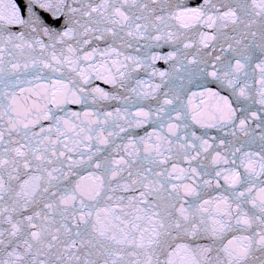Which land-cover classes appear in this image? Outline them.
<instances>
[{"label":"snow or ice","instance_id":"obj_1","mask_svg":"<svg viewBox=\"0 0 264 264\" xmlns=\"http://www.w3.org/2000/svg\"><path fill=\"white\" fill-rule=\"evenodd\" d=\"M166 3L167 0H152L150 6L143 0H24L21 7L16 0H0V253L7 252V258L0 256V264H264V143L260 152L253 153L223 138H219L217 147V138L209 143L195 133L192 139L187 134L180 135L181 126L188 127L190 113L192 121L201 127L221 131L238 127L245 136L251 134L244 115L250 108H239L237 126V108L229 97L237 102L241 98L253 99L251 85L241 76L247 79L251 44L264 57V0H251V4L248 0H203L197 7H183L180 11L166 9ZM194 24L213 29V34L200 32L197 44L189 36V32L198 31ZM257 25L259 33L253 30ZM229 27L237 35L222 31ZM109 37L113 44L108 48L94 47ZM221 37L227 48L221 43L216 54V43ZM249 37L252 39L245 44ZM117 39L121 46L128 47L140 40L145 41V46L151 41H164L176 47L166 56L154 55L153 61H178L181 44L184 50L195 48V54L183 52L186 58L192 57L187 64L194 66L200 78L229 95L205 86L199 95L216 101L210 112L185 110L178 94L164 99L155 109V123L160 125V131L150 133L148 141H144V156L140 155L139 143L130 141L124 147L132 159L121 157L113 161L121 167H109L107 158L103 162L97 158L95 167L99 174L93 175L92 191L85 192L79 183L74 189L62 187L69 172L78 163L84 164L85 156L88 167L92 166L94 140L111 147L113 141L109 138L116 133L109 129L115 125L121 132L126 131L117 119L132 126L133 114L127 111L126 103L129 90L138 99H158L154 94L161 84L140 91L144 81L137 80L136 87L129 83L133 66L147 71L150 65L146 57L126 55L120 60L122 52L115 47ZM209 48L212 51L201 52ZM4 53L12 59L5 60ZM111 53H115V58ZM17 56L24 61L23 72ZM97 56L104 61L99 67ZM256 68L260 79L255 103L264 105V59ZM157 74L161 83L169 76L153 69L152 75ZM50 75L57 77L50 96L45 91L40 97L44 100L42 105L37 101L22 110L17 90L23 93L25 83H33L25 78L31 76L39 81ZM93 76L112 85L115 93L94 88L93 103L97 97L125 102V115L121 116L119 107L115 114L85 112L83 120L78 112L57 115V111H65L67 104L87 105L89 93L85 85ZM36 86L48 87L39 83ZM191 102L190 96L189 105ZM173 105L179 107L171 111L166 107ZM93 115L95 120L90 119ZM134 115L142 118L136 120L139 127L151 120L153 110L140 108ZM165 116L170 135L164 134ZM251 116L257 118V113L251 112ZM41 120L49 121L47 129L40 125ZM38 125L40 130L36 132ZM68 132L73 133L76 148L68 147ZM153 135L158 143H151ZM231 135L235 137L236 131ZM259 139L264 142V129ZM61 143L64 149L59 147ZM81 146L84 151H79ZM129 147L135 148V154L128 151ZM72 152L81 157L79 162L68 155ZM181 156L190 171L178 167ZM208 157L211 166L207 164ZM65 158L68 171L64 170ZM169 163L171 171L167 168ZM221 179L227 187L220 183ZM213 180L219 194L203 199V192L212 187ZM105 198L106 205L100 208ZM74 229L76 237L85 233L90 237L88 251L82 253L83 241L76 248Z\"/></svg>","mask_w":264,"mask_h":264},{"label":"water","instance_id":"obj_2","mask_svg":"<svg viewBox=\"0 0 264 264\" xmlns=\"http://www.w3.org/2000/svg\"><path fill=\"white\" fill-rule=\"evenodd\" d=\"M8 0H5V3H7ZM17 4L21 7L23 6L24 0H16ZM96 3H100L101 0H95ZM143 2L147 3L151 6L152 0H143ZM203 3V0H167V3L165 5L166 9L171 8L173 11H180L183 7H197ZM248 3L251 4V0H248ZM132 11H136L135 8L132 9ZM259 18H257L258 20ZM191 23V21H188ZM173 23H177L176 21H173ZM177 26H179L177 24ZM194 28L198 29V31L195 32H189V36L196 40L197 44H199L200 39V32H207L209 34H213V29L207 28L204 25H193ZM16 31L17 29H13ZM254 31L259 33L261 30L259 28V25L255 26ZM182 32L187 31L185 29H181ZM223 32L228 33V35H237L236 33L232 32L231 28L222 29ZM121 36H124L125 33H121ZM237 38H240L237 36ZM131 39V38H128ZM252 38L249 37L248 40H245L244 43L248 44L249 40ZM224 43L223 37L216 43V54H219L218 50L220 47V44ZM256 43H259V38L257 36ZM113 44V40L111 37H109L107 42H98L97 45L101 48V50L108 48L110 45ZM233 44L235 46V42L233 41ZM115 47L118 51L122 52V55L119 57L120 60L124 59V56H134L139 59L147 58L148 64L150 67L147 71H145L143 68H137L133 66L130 76L129 83L133 86H137V80L144 81V87L143 89H140V91H148L149 85H155V84H161L160 89L154 94L158 97V99H151V98H137L134 93L129 90L127 93L129 99L126 101L127 103V111L132 113V126L129 127L128 123L125 122L124 119H117V123L122 125L126 131L121 132L118 127L113 125L112 128L109 129V131H114L116 133L115 136L109 138L113 141L111 147L104 144H99L97 141H93V147L91 151L95 153V156L93 157L91 161V167H88V158L85 156L84 164H77V166L72 169L71 172H69L68 179L64 182L62 187H70L75 188L77 183L80 184L81 188L85 192H90L93 190V175H98L99 171L96 169L95 164L97 162V158H99L100 162H103L105 158L108 160L109 167H121V165H114V160H119L121 157H124L125 159H132V157H129L125 151V145H129L130 141H136L140 145V155L144 156V141H148L149 134L160 131V125L158 123H155L157 120V116L155 115V109H157L166 98H173L175 94H178L183 103V108L185 110H189L190 108L194 109H200L204 110L207 109L208 112L212 110V107L215 105L216 101L210 97L204 96L202 97L199 95V93L203 92L205 90V86L211 88L213 91H220L221 95H229L227 91H224L220 89L216 84L214 83H208L204 79L200 78L197 73L194 71V66L188 65L187 60L191 59V55H189L187 58L183 55V52L187 51L188 53L195 54V48L193 49H183V45H179V49L181 50V54L178 57V61L169 60L168 62H165L164 60H152V57L154 55H161L166 56L170 51H175L176 47L171 45L170 43H165L164 41L156 42L151 41L148 42V45L145 46V41L140 40L139 44H137L135 41H133V44L131 47H128L127 44H124L121 46V42L119 39L115 41ZM224 47L227 48V44L224 43ZM139 49V50H138ZM250 54L252 56L251 61L249 62V66L246 67L247 72V79L244 78L243 74L241 76V79L244 80L245 83L251 85L252 91L251 96L253 97L252 100L245 101L243 98L237 102V99L234 97H229L232 101L233 107L237 108V119H236V125H239V118L241 117V113L239 111V108L241 106L250 108V112L245 113L244 115H247L249 124L248 128L250 129V135L245 136L242 132L239 131L238 127L236 129H233L232 127H228L226 131H221L218 128H207V127H201L200 124L195 123L191 119V113L188 116V119L186 121L188 127L185 129L183 126H181L180 129V135L183 137L185 134H187L189 139H192V134L195 133L196 136H201L204 139H207L209 143H213V138H217L215 140V145L219 147V138H223L228 143H234L235 147H241L243 146L245 152H253L258 153L261 151V144L264 143L260 141L259 136L261 134L262 129H264V105H260L258 103H255V100L258 99V90H259V70L256 68V65L261 61V59H264L260 55L259 49L255 46V44L250 45ZM30 51V50H29ZM212 51V48L209 49H201V52H210ZM4 59L9 60L12 59V57L4 53ZM36 55H39V48L36 50ZM48 55L50 56L51 53L49 52ZM113 58H115V53L110 54ZM227 55H232L231 53H227ZM214 58V57H213ZM17 59H19L20 65H21V72L24 71V61L23 59H20L19 56H17ZM97 66L103 64V58L100 56L96 57ZM182 62V64H181ZM233 64L235 63V60L232 61ZM30 63V62H29ZM110 63V61H109ZM186 66L187 70H184L182 67ZM153 69L157 70V72H167L169 73V76L167 80L164 83H161V77L157 75H152ZM176 69H180L179 71H176ZM47 72L48 70L45 69ZM100 71L103 73L104 68H100ZM57 78L55 75H50L46 79H41L39 81H35V79L31 76L26 77V80H31L33 83L29 85L28 83H25V91L23 93L18 92V103L21 106L22 110L28 109L32 107L33 102H39L41 105L44 103V100L40 97L43 96L44 92L47 91V93L51 94L53 91V79ZM208 80H211L209 77ZM39 83L40 85H47V88L44 87H37L36 84ZM89 95L87 97V105L84 103L81 104H75L70 103L64 106L65 111L60 112L57 111V115L63 116L65 113H72V112H78L81 114V119H85L84 113L85 112H100L101 114L106 112H112L115 114L117 107L121 109V116L125 115V102H120L116 100H103L102 98L97 97L96 102L93 103V93L92 89L94 88H100L105 92H109L112 94H115L113 91V87L110 84H106L103 79H97L95 76H93L89 82L88 85H85ZM117 92L120 91L119 89L116 90ZM39 94L36 95V94ZM165 93H168V96H165ZM192 93H197V95L192 96ZM192 97L191 105H189V97ZM203 101V103H202ZM171 111L173 107H179V105H173V106H166ZM143 108L144 110H153V116L150 121L145 122L141 124L139 127L136 126V120L142 119L140 117H135V113L140 109ZM251 112L257 113V118H253L251 116ZM115 118V116H114ZM72 119H75L72 117ZM90 119L95 120L96 117L93 115L90 117ZM165 123H164V134L170 135L167 131V123H168V117H164ZM172 121L175 122V111H172ZM40 125H42L44 128H48L49 121L47 120H41ZM40 125L35 127V131L39 132ZM260 125V127H258ZM236 131V136L233 137L231 133L233 131ZM23 131V129H22ZM99 131V130H97ZM105 137H107V132L104 133ZM69 139L67 140L68 147L76 148V145L73 144V133L68 132ZM141 138H144L142 141ZM53 139H55V136H53ZM159 141L156 139V136L153 135L151 137V143L155 144ZM199 145V142H197ZM119 146V148H117ZM51 147V145L49 146ZM61 149H64V143H61L59 145ZM99 149V150H98ZM85 148L81 146L79 148V151H84ZM129 152H133L135 154V148L129 147ZM167 154V153H165ZM215 153H213L214 155ZM68 155L72 156L77 162L81 160V157L77 155L75 152L68 153ZM192 155H195V153H192ZM203 155V154H202ZM229 158H231V154L229 153ZM254 159H258V157H254ZM66 160V158H65ZM173 162H175V157H173ZM207 164L211 166V157H208ZM193 166H197L196 161H192ZM178 167L188 168L190 171L189 164L184 160L183 156L180 157ZM167 168L169 171L172 170V164L169 163L167 165ZM65 171H68L67 168V160L65 162ZM257 170H259V167L257 165ZM239 171L242 175H247L244 172L243 168H240ZM179 174V173H177ZM124 176H127V169L123 173ZM212 177H215V172H212ZM191 183V181H189ZM220 183L224 185L223 179L220 180ZM227 187V185H224ZM218 190H215V180H213L212 187L206 191L203 192V199H211L215 196H217ZM59 199V197H57ZM106 198L104 200H101L99 207L103 208L106 205ZM42 207V205H41ZM71 223V217L70 221ZM4 227H7L5 224ZM67 239V237H65ZM72 239H76V248L79 249L81 247V241L84 242V248L81 249L82 253L88 251V241L90 237L87 233L82 235L81 237H76L75 235V229L73 230ZM10 250V249H9ZM0 256H3V258H7V252L0 253Z\"/></svg>","mask_w":264,"mask_h":264}]
</instances>
